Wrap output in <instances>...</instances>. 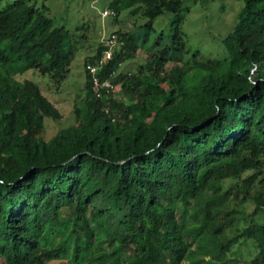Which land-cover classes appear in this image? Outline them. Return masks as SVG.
I'll return each instance as SVG.
<instances>
[{
    "label": "trees",
    "instance_id": "1",
    "mask_svg": "<svg viewBox=\"0 0 264 264\" xmlns=\"http://www.w3.org/2000/svg\"><path fill=\"white\" fill-rule=\"evenodd\" d=\"M181 7L112 0L109 10L152 21ZM114 34L119 48L98 76L133 101L94 93L86 65L101 59L102 43L85 63L86 113L46 140L45 119L62 114L16 77L66 79L75 37L26 0L0 11V264H186L190 254L192 264H264V224L254 221L264 216V0H245L224 41L226 64L185 62L176 29L166 49L180 51L182 65L167 72L151 52L148 76L122 72L140 44ZM195 70L202 77L189 84ZM247 202L255 209L241 230ZM229 228L237 235L224 238ZM241 239L254 244L249 261L228 257Z\"/></svg>",
    "mask_w": 264,
    "mask_h": 264
},
{
    "label": "rangeland",
    "instance_id": "2",
    "mask_svg": "<svg viewBox=\"0 0 264 264\" xmlns=\"http://www.w3.org/2000/svg\"><path fill=\"white\" fill-rule=\"evenodd\" d=\"M14 1L16 0L1 1L0 11ZM26 1L29 5L44 10L55 27H64L75 37L73 43L75 52L66 79L56 83L49 76H44L37 70H30L16 77L19 82L28 80L37 84L42 89L43 94L62 114V118L58 121L50 118L45 119L42 137L46 140L52 139L61 129L75 125L77 110L80 111L79 119L86 113L88 90L86 89L85 63L90 57L96 55L100 45L112 34L121 30L130 32L140 44L136 58L125 62L121 68L122 72L137 75L144 68L143 74L146 73L148 76L150 55L147 54L151 52L167 60L165 66L167 72L182 65L181 52L176 51V54L172 56L166 49V47H172L176 29L182 34L185 62H192L196 56V59L201 62L226 64L229 60V54L224 41L233 33L239 14L245 5V0H181L182 7L178 15L166 12L151 21L143 15L141 10L137 14H131L132 10H126L117 17H103V11L109 9L112 0ZM224 68L222 69L224 70ZM201 77L202 72L195 70L189 74L188 82L189 84H197ZM112 95L117 102L126 105L133 101L125 95L121 85L114 86ZM231 183L233 181H227L226 186ZM239 198L241 199L242 195ZM254 209L253 202H247L240 208L241 214L238 217L241 220V230L246 226L244 218L251 214ZM254 221L257 224H264V216L258 214ZM236 235L235 229L229 228L225 231L224 238H233ZM188 243L191 246L190 251L194 252L196 250L195 242L189 239ZM254 255L253 242L241 239L232 248L228 257L238 258L244 262L251 260ZM198 259V256L190 254L187 256L186 264H192Z\"/></svg>",
    "mask_w": 264,
    "mask_h": 264
},
{
    "label": "built area",
    "instance_id": "3",
    "mask_svg": "<svg viewBox=\"0 0 264 264\" xmlns=\"http://www.w3.org/2000/svg\"><path fill=\"white\" fill-rule=\"evenodd\" d=\"M115 15L116 13L110 11L109 9H105L102 13L103 17H110ZM104 45L106 47V50L103 56L101 57V59L96 60L95 62H90L86 65V69L88 73L91 75L93 91L98 96H101L103 92H105V94L108 96L109 94L112 93V90L114 89V84L112 82V79H106L105 81H101L98 75L105 67V65L113 58L114 53L119 48L120 41L118 35L112 34L104 42ZM117 118H119V116ZM117 118L114 119V121L117 120Z\"/></svg>",
    "mask_w": 264,
    "mask_h": 264
}]
</instances>
